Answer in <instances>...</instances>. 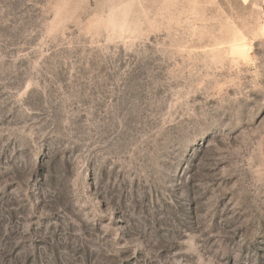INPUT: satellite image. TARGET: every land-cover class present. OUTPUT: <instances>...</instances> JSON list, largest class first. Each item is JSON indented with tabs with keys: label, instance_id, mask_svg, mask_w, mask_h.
<instances>
[{
	"label": "rangeland",
	"instance_id": "obj_1",
	"mask_svg": "<svg viewBox=\"0 0 264 264\" xmlns=\"http://www.w3.org/2000/svg\"><path fill=\"white\" fill-rule=\"evenodd\" d=\"M0 264H264V0H0Z\"/></svg>",
	"mask_w": 264,
	"mask_h": 264
},
{
	"label": "bare ground",
	"instance_id": "obj_2",
	"mask_svg": "<svg viewBox=\"0 0 264 264\" xmlns=\"http://www.w3.org/2000/svg\"><path fill=\"white\" fill-rule=\"evenodd\" d=\"M245 34H246V33H245ZM239 35H240V34H239ZM242 38H243V37H241V39H242ZM241 39H240V40H241ZM243 39H245V37H244ZM238 40H239V38H238ZM235 41H236V40H235Z\"/></svg>",
	"mask_w": 264,
	"mask_h": 264
}]
</instances>
